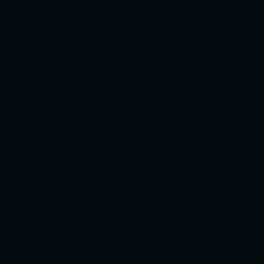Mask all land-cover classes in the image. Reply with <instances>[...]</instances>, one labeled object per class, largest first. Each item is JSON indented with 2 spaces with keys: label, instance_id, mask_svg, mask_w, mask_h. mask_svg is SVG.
<instances>
[{
  "label": "water",
  "instance_id": "95a60500",
  "mask_svg": "<svg viewBox=\"0 0 264 264\" xmlns=\"http://www.w3.org/2000/svg\"><path fill=\"white\" fill-rule=\"evenodd\" d=\"M0 264H264V0H0Z\"/></svg>",
  "mask_w": 264,
  "mask_h": 264
}]
</instances>
